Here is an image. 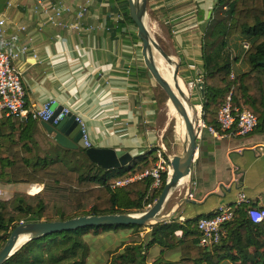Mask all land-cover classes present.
<instances>
[{"label": "crops", "instance_id": "1", "mask_svg": "<svg viewBox=\"0 0 264 264\" xmlns=\"http://www.w3.org/2000/svg\"><path fill=\"white\" fill-rule=\"evenodd\" d=\"M46 1L69 7L71 13L63 19L72 24L77 8L87 0ZM89 1L82 23L95 26L93 30L75 31L42 24V17L31 9V0H0V17L27 29L19 37L29 39L30 53L15 64L22 72L26 102L40 105L54 100L53 110L67 107L81 118L92 147L111 148L118 155L129 153L134 158L158 145L160 90L148 74L140 71L142 57L138 42L129 33L131 28L116 31L110 27L114 21L108 0ZM218 1L147 2L148 24L155 40L178 61L179 75L186 84L196 82L191 90V100L196 105L202 99L196 87V69L202 65L205 35L216 21L226 17L228 10L217 9ZM217 47L215 44L211 49ZM240 51L239 42L233 39L227 41L224 54L221 53L225 58L229 56L235 72L246 70L238 59ZM2 115L0 111V118ZM34 123L31 138L44 155L52 146V137L40 123ZM41 189L38 184L0 183V199H9L16 191L35 195ZM239 190L254 207L264 208V132L255 130L245 137L232 134L216 139L203 129L193 167L192 197L179 208L177 218L209 215L218 206L231 205ZM190 213L196 215L188 217Z\"/></svg>", "mask_w": 264, "mask_h": 264}, {"label": "trees", "instance_id": "2", "mask_svg": "<svg viewBox=\"0 0 264 264\" xmlns=\"http://www.w3.org/2000/svg\"><path fill=\"white\" fill-rule=\"evenodd\" d=\"M108 4L111 15L123 16V21L111 23L110 27L116 31L131 28L129 33L140 49L135 25L128 15L127 0H108ZM223 7L228 9L226 17L208 29L204 40L209 42L204 41L202 46L201 119L206 127L218 129L217 111L231 94L232 106L254 114L258 121L255 130L264 132V0H219L217 9ZM233 39L241 49L238 59L246 68L242 72H235L229 56H223L227 41ZM242 42L248 43L247 50L243 49ZM215 44L219 47L212 50ZM140 71L147 75L144 68ZM161 95L166 97L160 92L162 104ZM34 126L30 119L22 121L5 113L0 118V183L42 186L35 195L16 191L9 199H0V249L20 223L139 213L157 201L166 183L165 176L158 189L151 187L150 178L112 187L118 180L150 169L156 160L155 148L136 155L121 169L104 170L91 164L84 150H65L54 142L41 155L31 138ZM53 153L55 156H50ZM65 155L76 157L81 166H70ZM249 207H254L253 202ZM249 207L234 209L233 220L224 225L219 243L210 248L198 245L197 221L212 213L185 219L182 223L175 218L169 223L146 227L147 240L140 234L145 229L142 226L87 227L54 233L27 242L3 264H90L93 254L98 253L91 249L97 247V239L85 242L83 237L120 230L127 231L128 235L103 250L106 256L103 262L94 260L92 264H175L164 259L166 252L175 249L179 264H264V220L252 223L247 216ZM154 247L159 252L148 262Z\"/></svg>", "mask_w": 264, "mask_h": 264}, {"label": "water", "instance_id": "3", "mask_svg": "<svg viewBox=\"0 0 264 264\" xmlns=\"http://www.w3.org/2000/svg\"><path fill=\"white\" fill-rule=\"evenodd\" d=\"M148 0H127L130 20L136 28V37L140 41V54L143 68L154 84L164 93L173 106L181 124L182 154L170 156L171 176L166 181L157 201L144 212L128 214H110L102 216H80L66 221L55 222H25L20 223L10 233L4 246L0 249V264L6 262L27 242L54 233L72 231L87 227L102 226H142L152 227L161 223H169L176 218L182 204L189 201L194 162L197 159L198 140L201 132L198 129L197 105L193 104L186 82L179 75V63L169 56L150 32L147 18ZM162 61L171 73L173 88L159 71L157 61ZM199 76L197 89L203 98L202 71L197 68ZM61 108L54 111L51 120ZM45 133L52 141L65 150L85 151L91 164L104 170L121 169L133 159L129 153L118 155L111 148H86L82 139L80 125L73 114L64 117L57 125L50 122H40ZM179 188H185L182 198L166 214H161L173 193Z\"/></svg>", "mask_w": 264, "mask_h": 264}, {"label": "built area", "instance_id": "4", "mask_svg": "<svg viewBox=\"0 0 264 264\" xmlns=\"http://www.w3.org/2000/svg\"><path fill=\"white\" fill-rule=\"evenodd\" d=\"M32 11L34 14L42 17V24L55 28H63L67 30L81 31L86 28L93 30V25L84 26L82 20L88 13L89 0L85 4L79 6L75 12V22L67 23L63 17L71 13V9L65 5H56L46 0H31ZM114 22L122 21L123 16L117 14L112 16ZM7 28H12L8 32ZM27 31L26 26L8 23L4 17H0V111L6 116L16 117L22 121L28 119L34 122H50L51 125H57L64 117L71 114L67 107H62L53 120L54 111L52 106L54 100L36 105L26 102V94L22 85V72L15 65L16 62L30 53L31 47L29 39H21L20 33ZM244 50L248 49V43L242 42ZM196 82L187 83L189 90L195 87ZM198 113V129L200 132L205 129L216 139H223L229 135L245 137L253 133L257 127V118L248 110H240L231 104V94H229L223 104L219 107L216 115V123L218 129L206 127L201 120V106L197 105ZM75 120L80 125L82 139L86 148L92 147L89 141L88 131L80 117L75 116ZM156 160L153 166L140 175L132 178L118 180L112 187H123L133 181L142 178H150L153 189H158L162 185V179L165 176L166 181L172 173L170 166V156H167L166 150L162 144L155 147ZM192 197L190 194L189 199ZM250 206L251 201L246 195L239 190L235 201L231 205L218 206L209 217H201L197 221V230L200 233L198 245L202 248H210L219 243L223 234L225 224L231 222L234 217V209L240 206ZM249 220L258 224L264 220V208L249 207L247 211ZM180 223L184 222L183 217L176 218Z\"/></svg>", "mask_w": 264, "mask_h": 264}, {"label": "rangeland", "instance_id": "5", "mask_svg": "<svg viewBox=\"0 0 264 264\" xmlns=\"http://www.w3.org/2000/svg\"><path fill=\"white\" fill-rule=\"evenodd\" d=\"M149 29H150V32L152 33V35L155 39L156 36H155V33L153 32V28H149ZM205 41L207 43L209 42V40H205ZM158 92H162V91L160 90ZM188 92L190 93V96H191L192 93H191V90H189V88H188ZM192 96H193V94H192ZM161 102H162V104H161L162 107H161L160 112L158 113L159 118H158V121L156 123V131L159 134L158 144H162L164 146L167 156L181 155L182 154V145H181V139H180L181 124L179 122V119L177 117L175 110H173V113H171V111L168 107V105H170L171 103L168 102L167 98H164L161 95ZM51 155L55 156V153L50 154V156ZM64 157L68 161L70 166H81L80 160H78L76 157H73L71 155H65ZM19 185H24V184H19ZM183 192H184V188H179L178 190H176L173 193V195L171 196V198L169 199V201L167 202V204H166V206H165V208L161 214L168 213L176 205V203L182 198ZM185 205L188 206L187 204H185ZM177 213L179 214V212H177ZM187 213H189V210H187ZM195 215H196L195 213L187 214L188 217H194ZM176 218H177V215H176ZM148 232H149V230L146 227H145V229H143L140 232V234L144 240H147ZM126 233H127V231L120 230L118 232L104 233V234H101L99 236H94L92 233H89L87 236H84L83 241L89 242L91 240V238L92 239L96 238L97 239L96 242L98 243L96 245L97 247H95V249H93L91 247L92 251L95 252L98 250V253L93 254V255H95V257L92 256V258L90 259V264H92V262L94 260L99 261V262H103V260L106 257L103 250L107 249L109 246L113 245L115 242H118V240L127 236L128 234H126ZM129 235L132 236V234H129ZM100 239H102V240H100ZM92 242L94 243V240H92ZM93 245L95 246V244H93ZM150 252L154 253V254L149 255L148 262L150 261V259L152 257L157 256V252H159V248L154 247V248H152V250ZM93 257H94V259H93ZM164 259L169 261V262H175V264H179V263H177V261L179 260L178 250L175 249L173 251L171 250V251L166 252L164 255Z\"/></svg>", "mask_w": 264, "mask_h": 264}, {"label": "bare ground", "instance_id": "6", "mask_svg": "<svg viewBox=\"0 0 264 264\" xmlns=\"http://www.w3.org/2000/svg\"><path fill=\"white\" fill-rule=\"evenodd\" d=\"M157 65H158L159 71L162 74V76L168 81V83L170 84V86L173 88V84L171 82V73H170V71H168V68L160 60L157 61ZM168 107H169L171 113H173V110H174L173 109V106L170 104V105H168ZM181 134H182V131H181ZM181 134H180V138H181Z\"/></svg>", "mask_w": 264, "mask_h": 264}]
</instances>
